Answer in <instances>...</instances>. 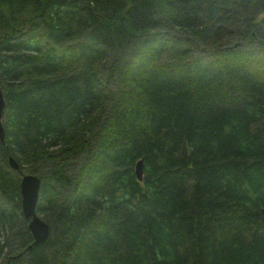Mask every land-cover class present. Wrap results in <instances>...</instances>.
<instances>
[{
	"label": "trees",
	"instance_id": "obj_1",
	"mask_svg": "<svg viewBox=\"0 0 264 264\" xmlns=\"http://www.w3.org/2000/svg\"><path fill=\"white\" fill-rule=\"evenodd\" d=\"M0 84V264H264V0H0Z\"/></svg>",
	"mask_w": 264,
	"mask_h": 264
},
{
	"label": "water",
	"instance_id": "obj_2",
	"mask_svg": "<svg viewBox=\"0 0 264 264\" xmlns=\"http://www.w3.org/2000/svg\"><path fill=\"white\" fill-rule=\"evenodd\" d=\"M6 108L5 96L0 84V140L2 144L5 143V133L3 128V119ZM10 167L17 171L19 165L14 158L9 160ZM136 177L139 181L144 177V161L140 160L136 164L135 169ZM42 186V180L35 175H25L21 179V208L24 218L28 221V230L33 237V243L28 247V251L33 248L41 246L47 242L50 236V226L44 220L41 219L37 212V207L40 198V190Z\"/></svg>",
	"mask_w": 264,
	"mask_h": 264
},
{
	"label": "rangeland",
	"instance_id": "obj_3",
	"mask_svg": "<svg viewBox=\"0 0 264 264\" xmlns=\"http://www.w3.org/2000/svg\"><path fill=\"white\" fill-rule=\"evenodd\" d=\"M3 168H4L5 171H9L10 172L9 165H3ZM10 174H11L12 178H19V179H20L21 176H22L21 178H23L25 175H30L29 173H27L25 171L21 174V176L18 175V173H16V171L15 172L12 171V172H10ZM2 207L8 208V204H7L6 200L0 196V211H1ZM1 234H2V231L0 230V235ZM27 251H28V249H27ZM19 257H20V255H19ZM15 258H18V257H15ZM12 261H10V263L8 261L7 263L8 264H17L16 262H12Z\"/></svg>",
	"mask_w": 264,
	"mask_h": 264
}]
</instances>
